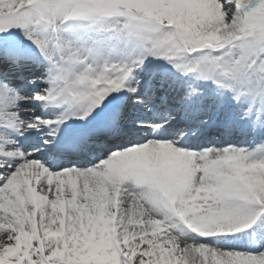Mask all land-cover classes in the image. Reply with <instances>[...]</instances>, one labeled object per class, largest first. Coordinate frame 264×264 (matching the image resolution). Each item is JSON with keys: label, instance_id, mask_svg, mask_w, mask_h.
<instances>
[{"label": "snow or ice", "instance_id": "snow-or-ice-1", "mask_svg": "<svg viewBox=\"0 0 264 264\" xmlns=\"http://www.w3.org/2000/svg\"><path fill=\"white\" fill-rule=\"evenodd\" d=\"M0 264H264V0H0Z\"/></svg>", "mask_w": 264, "mask_h": 264}]
</instances>
